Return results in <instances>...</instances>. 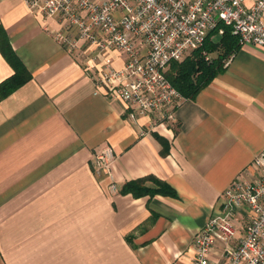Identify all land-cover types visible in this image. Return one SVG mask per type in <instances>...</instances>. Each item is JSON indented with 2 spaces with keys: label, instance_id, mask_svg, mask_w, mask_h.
<instances>
[{
  "label": "crops",
  "instance_id": "1",
  "mask_svg": "<svg viewBox=\"0 0 264 264\" xmlns=\"http://www.w3.org/2000/svg\"><path fill=\"white\" fill-rule=\"evenodd\" d=\"M58 27L0 0V264H192L195 233L264 150V47L241 46L150 129L151 116L131 118L96 84L89 46L71 52ZM106 145L115 158L98 171ZM151 175L176 196L125 191ZM247 221L237 216L236 240ZM226 258L215 242L212 264Z\"/></svg>",
  "mask_w": 264,
  "mask_h": 264
},
{
  "label": "built area",
  "instance_id": "2",
  "mask_svg": "<svg viewBox=\"0 0 264 264\" xmlns=\"http://www.w3.org/2000/svg\"><path fill=\"white\" fill-rule=\"evenodd\" d=\"M24 2L44 24L51 19L59 24L52 31L71 52L89 46L101 63L96 84L106 94L123 99L131 118L151 116L150 129L158 122L175 120L174 110L185 97L167 77L170 63L201 47L221 23L232 27L242 46L264 47V0ZM111 51L125 56L121 67L114 65ZM96 158L98 171L109 170L113 148L104 146ZM253 166L254 177L235 180L223 193L222 208L215 209L195 233L192 264H212L210 253L217 241L224 247L226 264H264V150L255 156ZM238 215L248 221L236 240Z\"/></svg>",
  "mask_w": 264,
  "mask_h": 264
},
{
  "label": "trees",
  "instance_id": "3",
  "mask_svg": "<svg viewBox=\"0 0 264 264\" xmlns=\"http://www.w3.org/2000/svg\"><path fill=\"white\" fill-rule=\"evenodd\" d=\"M220 28L224 29V33L220 34ZM241 46L240 38L233 32L232 27L221 23L209 34L201 47L182 60L172 61L167 77L185 97H195L226 68V61ZM215 52L218 53L216 57L206 59L205 53ZM148 182L155 186L148 185ZM125 185V191L136 196L156 193L176 196L175 190L169 184L152 175L129 181Z\"/></svg>",
  "mask_w": 264,
  "mask_h": 264
},
{
  "label": "rangeland",
  "instance_id": "4",
  "mask_svg": "<svg viewBox=\"0 0 264 264\" xmlns=\"http://www.w3.org/2000/svg\"><path fill=\"white\" fill-rule=\"evenodd\" d=\"M191 53H192V52H190L189 54H191ZM189 54H188V55H189ZM188 55H187V56H188ZM208 55L210 56V59H211V58H213V57H216V56L218 55V53H217V52H215V53H208Z\"/></svg>",
  "mask_w": 264,
  "mask_h": 264
}]
</instances>
